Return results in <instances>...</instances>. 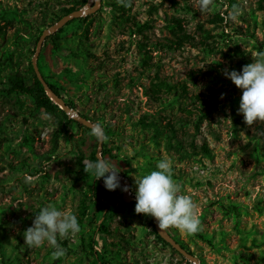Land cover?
<instances>
[{"label": "rangeland", "instance_id": "1", "mask_svg": "<svg viewBox=\"0 0 264 264\" xmlns=\"http://www.w3.org/2000/svg\"><path fill=\"white\" fill-rule=\"evenodd\" d=\"M78 1L0 0V26L6 29L0 38V264H95L91 236L94 252L110 264H194L156 237L153 216L125 205V191L108 190L103 182L100 205L92 204L79 231L57 236L63 256H54L47 242L25 244L23 232L41 207L52 204L77 216L83 192L99 180L79 172L80 156L84 165L98 149L90 128L64 127L44 109L35 110L30 97L3 91L16 72L30 83L43 32L66 10H80ZM120 3L102 0L87 34L82 20L69 21L58 48L48 36L39 69L75 104L78 116L102 125L110 150L102 157L120 171L132 197L135 178L168 158L180 193L190 195L199 211L207 240L164 229L200 264H264V122L245 123L238 112L242 89L224 75L264 53V0H210L204 12L199 0H130L124 17ZM234 9V18L226 19ZM217 14L224 21H213ZM175 18L194 44L176 47ZM237 48L244 57L235 54ZM166 84L178 87L169 91ZM181 84L187 85L186 97ZM103 222L108 234L97 229Z\"/></svg>", "mask_w": 264, "mask_h": 264}, {"label": "clouds", "instance_id": "2", "mask_svg": "<svg viewBox=\"0 0 264 264\" xmlns=\"http://www.w3.org/2000/svg\"><path fill=\"white\" fill-rule=\"evenodd\" d=\"M209 4L210 0H199L201 12L206 11ZM235 11L230 12L226 19L234 18ZM224 75L242 89L238 112L243 114L245 123L252 125L256 121L264 122V53L252 63L243 65L241 71L225 69ZM91 134L98 140L105 139L99 123L93 125ZM84 166L85 171L91 170L96 179L103 178L106 189L121 188L122 191H128L127 185H121L120 171L108 160L98 158L93 162H84ZM135 184L137 213L156 218L159 228L172 226L189 234L199 230V211L190 195L180 193L167 157L157 162L155 170L136 177ZM78 231L79 223L74 213L48 204L36 212L32 226L24 230L23 236L29 248L40 247L45 242L52 245L53 255L59 258L64 255V249L58 243L57 236L64 237Z\"/></svg>", "mask_w": 264, "mask_h": 264}, {"label": "trees", "instance_id": "3", "mask_svg": "<svg viewBox=\"0 0 264 264\" xmlns=\"http://www.w3.org/2000/svg\"><path fill=\"white\" fill-rule=\"evenodd\" d=\"M227 1V3L231 4L233 2V0H225ZM80 7L82 8L86 3L87 0H80L78 1ZM121 12L123 17L125 16V14L127 13L129 7H130V0H121V3L119 4ZM76 8H72V9H68L66 10L65 14L69 15L71 14ZM96 14H90L86 17H82V18H75L74 20H82L85 23V28H86V34L89 31L90 26L92 25V23L94 22V20L96 19ZM129 20V18L127 19ZM213 21H224V18L217 14L215 16V20ZM174 24L172 26V32L173 35L176 37V40H174V44L177 45V48H182L184 46L185 43H192L194 44V37L190 36L189 34L183 32L182 30V22L179 18H175L174 19ZM64 28L59 29L58 31H56L55 33H53L52 35L49 36V38L52 40L53 45L55 48H58L59 45V40H60V35L63 32ZM5 34H6V29L5 27L0 26V38H5ZM235 54L244 57V53L240 50V48H237L235 50ZM0 67H1V62H0ZM40 68V67H39ZM30 69L32 71V77L30 79V83H27L25 78L19 73H13L12 75L9 76L8 78V87L6 89H4L3 91L8 95V96H12V97H19V96H28L30 97L35 105V110H39V109H44L47 113L53 115L58 123L60 125H64V127L67 126H74L77 125L80 128H87L85 125L80 124L76 119L74 118H70V116L64 111L62 110L58 104H56L53 101V98L48 94V92L46 91V88L44 86V84L40 81V79L38 78V76L35 73V70L33 68V65L30 64ZM40 70V69H39ZM41 74L43 75V77L46 80L47 86L49 87V89L60 99L62 98L61 92H60V88L55 84L52 83L48 80V78L42 73V71L40 70ZM167 88L169 89V91H171L172 89H176L178 86H169L167 85ZM179 87L181 88V94L183 97H186L187 93H188V88L186 84H181L179 85ZM161 91V85H156L155 89H153V92L155 94H158ZM64 100V99H63ZM64 102L71 107L72 109L75 108V104L72 101H66L64 100ZM214 104L210 105L209 110L207 111V113H204L198 120V122L196 123V128L199 129L200 125L202 123V121L204 119H206L210 113L213 111L214 109ZM84 118H87L86 116H84ZM90 120V119H89ZM89 129V128H87ZM90 130V129H89ZM109 134V129L105 128V136H107ZM203 151L208 153V150L205 146L202 147ZM110 153L109 149H106V146L104 144V150L102 152L103 157H105L107 154ZM84 159V156L81 155L79 158V164L81 165V168L79 170V172L81 173L82 178H91L93 181H95V175L91 170H88L87 172L85 171V166L82 164V161ZM97 151H93L88 160L89 162H93L95 160H97ZM101 182L104 183L103 178H99V180L93 182V184L90 186V188L86 191L83 192V196L82 199L80 201V206H79V212L77 215V219H78V223L79 224H83L85 217L87 216V213L89 211V209L91 208L92 204H99L100 205V200L98 199L97 196V191L98 189L101 187ZM136 204V201H132L129 203H125V205L127 206H132ZM229 210H233V211H237L236 207H232ZM152 227H153V231L156 235V237L162 241L164 244L168 245L171 247V245L169 243H167L158 233L154 220H152ZM97 229L100 231V233L102 234H108L109 230L107 228L106 222H103L101 224H99L97 226ZM194 236H196L197 238H200L202 240H207L206 236L200 231V229L195 232L192 233ZM176 240V239H175ZM95 237L91 236L90 242H89V248H90V253L93 255V261L95 264H110V262L106 261L105 258L103 256H100L98 253L94 252V245H95ZM183 246V245H182ZM184 247V246H183ZM172 248V247H171ZM185 248V247H184ZM186 249V248H185ZM172 250L176 251L175 249L172 248ZM187 250V249H186ZM177 252V251H176Z\"/></svg>", "mask_w": 264, "mask_h": 264}, {"label": "water", "instance_id": "4", "mask_svg": "<svg viewBox=\"0 0 264 264\" xmlns=\"http://www.w3.org/2000/svg\"><path fill=\"white\" fill-rule=\"evenodd\" d=\"M101 6V1L97 2L95 5L93 6H88L87 4L82 7L80 10L75 11L69 15H67L64 19H62L61 21H59L57 24H55L54 26L50 27L48 30H45L41 36L40 41L38 42L37 45V49H36V53L35 56L33 58L32 61V65L33 68L35 70L36 75L38 76V78L40 79V81L44 84L46 91L48 92V94L54 98L53 101L55 102V100H57L58 102H55L56 104L59 105V107L64 110L69 116L70 118H74L77 121H79L80 123H82L83 125H85L86 127L92 129L93 125H95L93 122H91L90 120H87L86 118H84L83 116H78L74 109H72L71 107H69L63 99L58 98L47 86L46 80L43 77V75L41 74L39 67H38V57L39 54L41 52V48L43 45L44 40L52 35L53 33H55L56 31H58L59 29H61L63 26H65L69 21L75 19V18H82V17H86L90 14H94L99 7ZM102 135L103 134V129H102ZM104 139L99 140V145H98V149H97V157L98 158H103L102 157V149H103V142ZM129 185V184H128ZM130 188L128 186V191L124 192V197L128 202H132V201H136L135 197H132L130 194ZM154 223L156 226V229L159 233V235L167 242L171 245V247L173 249H175L179 254H181L182 256H184L185 258H187L190 262L194 263V264H200L199 259L194 256L193 254H191L188 250H186L181 243H179L177 240H175V238L173 236H171V234H169L164 228H159L158 224H157V220L156 218H154Z\"/></svg>", "mask_w": 264, "mask_h": 264}, {"label": "built area", "instance_id": "5", "mask_svg": "<svg viewBox=\"0 0 264 264\" xmlns=\"http://www.w3.org/2000/svg\"><path fill=\"white\" fill-rule=\"evenodd\" d=\"M99 1H102V0H87V3H86V4H87L88 6H89V5H90V6H93V5H95V4H96L97 2H99ZM86 4H85V5H86ZM85 5H84V6H85ZM84 6H83V7H84Z\"/></svg>", "mask_w": 264, "mask_h": 264}, {"label": "bare ground", "instance_id": "6", "mask_svg": "<svg viewBox=\"0 0 264 264\" xmlns=\"http://www.w3.org/2000/svg\"><path fill=\"white\" fill-rule=\"evenodd\" d=\"M54 99V98H53ZM55 102H58L57 100H55Z\"/></svg>", "mask_w": 264, "mask_h": 264}]
</instances>
